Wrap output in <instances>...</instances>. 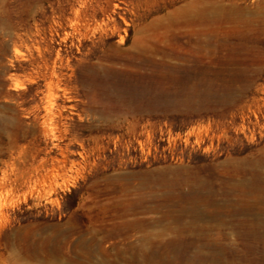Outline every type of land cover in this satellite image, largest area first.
<instances>
[{"label":"rangeland","instance_id":"obj_1","mask_svg":"<svg viewBox=\"0 0 264 264\" xmlns=\"http://www.w3.org/2000/svg\"><path fill=\"white\" fill-rule=\"evenodd\" d=\"M263 23L0 0V264H264Z\"/></svg>","mask_w":264,"mask_h":264},{"label":"bare ground","instance_id":"obj_2","mask_svg":"<svg viewBox=\"0 0 264 264\" xmlns=\"http://www.w3.org/2000/svg\"><path fill=\"white\" fill-rule=\"evenodd\" d=\"M188 10H190V8H187ZM192 11V10H191ZM190 11V12H191ZM214 11V13H215V15L216 14H221V13H223L224 12V10H223V8H217L216 7V9H214L213 10ZM203 12V11H202ZM201 13V12H200ZM233 14V13H232ZM217 16V15H216ZM222 16H223V19H228V20H233V16H231V15H229V14H226V13H223L222 14ZM217 18H215V20H216ZM237 20H241L242 21V18H237ZM260 26H258V27H255V29H254V33L255 34H258V35H260V34H263L264 33V23L263 24H259ZM251 32V31H250Z\"/></svg>","mask_w":264,"mask_h":264}]
</instances>
